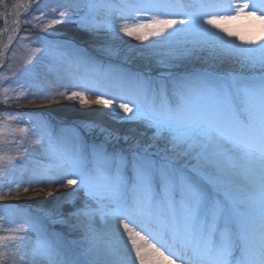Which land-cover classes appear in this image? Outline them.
I'll return each mask as SVG.
<instances>
[{
	"label": "snow or ice",
	"instance_id": "1",
	"mask_svg": "<svg viewBox=\"0 0 264 264\" xmlns=\"http://www.w3.org/2000/svg\"><path fill=\"white\" fill-rule=\"evenodd\" d=\"M129 9L149 18L117 27ZM233 10L235 15L219 14ZM242 15L259 22V35L227 26ZM72 16L88 31L141 41L159 37L164 59L233 60L259 75L202 70L176 78L169 93L142 76L119 74V94L98 95L91 103L143 122L154 129L153 142L120 151L97 144L89 151L51 139L45 144L42 132L37 143L53 163L34 174L38 183L63 181L82 191L84 205L58 221L75 219L81 242L69 244L44 227L54 212L33 215L18 208L7 211L24 215L27 228L0 240L19 241L13 246L30 264H175V258L182 264H264V0L235 6L216 0H71L59 22ZM64 47L48 44L36 51L62 62ZM77 63L96 67L86 57ZM77 96L89 103L82 92L72 93ZM97 216L103 227H97ZM31 232L36 238L26 250Z\"/></svg>",
	"mask_w": 264,
	"mask_h": 264
},
{
	"label": "rangeland",
	"instance_id": "2",
	"mask_svg": "<svg viewBox=\"0 0 264 264\" xmlns=\"http://www.w3.org/2000/svg\"><path fill=\"white\" fill-rule=\"evenodd\" d=\"M13 0H0V28L3 25L4 11ZM71 0H26L18 23L6 35L5 45L0 47V57L7 48L9 40L17 33L5 56L0 60V238L17 235L15 229L27 228L22 214H9L8 209H20L33 215L54 212L53 217L44 222V227L51 233H62L69 244L81 242V230L74 227L75 219L70 222H58L69 217L85 203L82 191H73L75 185L61 183H38L41 179L35 170L49 167L53 162L46 155L44 148L37 143L41 133L44 142L51 139L66 145L75 143L86 147L103 144L109 151L127 150L134 142L152 143L154 129L138 120L122 119L124 113L118 108L106 106L114 123L105 122L106 117L95 113H86L82 105L91 104L99 95L108 99L119 94L117 79L121 73L142 76L150 80L155 88L166 87L173 90L176 78L202 70L232 72L237 74L259 75V70L250 73L247 68L233 60H212L207 56H177L164 59L159 37H149L143 41L134 36L118 35L104 29L88 31L81 28L72 16L65 22H59L60 11L65 10ZM119 2V0H117ZM224 5L231 2L234 6L243 0H216ZM137 4L139 0H128ZM53 9H57L53 11ZM220 15H235V11H221ZM258 14V13H257ZM126 19L117 20V27L146 21L148 15L129 9ZM100 19H105L104 12ZM242 35H259V22L241 16L227 25ZM223 36V33L220 34ZM1 39V35H0ZM97 42L107 51L104 54L90 48L91 42ZM239 44V41H236ZM48 44H60L64 60H53L48 54H39L36 50ZM86 57L95 63V69H85L78 61ZM71 77L66 89L59 81ZM73 92H82L89 103H81L80 97L72 98ZM41 102H56L61 107H75L76 112L86 116L89 123L80 125L75 120L61 119L48 112L38 110L35 105ZM120 101H117L119 103ZM129 107H132L129 104ZM91 112V111H90ZM129 116L132 113L128 114ZM47 127L43 128L42 125ZM26 130V131H22ZM109 133L112 135L110 136ZM163 144V141L160 142ZM12 161L11 163L9 161ZM55 171V170H54ZM74 178L65 176L64 180ZM23 196L22 199L14 197ZM97 227H103L99 216ZM60 232V233H59ZM61 235V234H60ZM36 233H28L27 248L34 243ZM19 241L0 240V264H30V258L17 252L13 246ZM182 264V262L175 260Z\"/></svg>",
	"mask_w": 264,
	"mask_h": 264
},
{
	"label": "bare ground",
	"instance_id": "3",
	"mask_svg": "<svg viewBox=\"0 0 264 264\" xmlns=\"http://www.w3.org/2000/svg\"><path fill=\"white\" fill-rule=\"evenodd\" d=\"M20 0H13L11 2V5L4 11V19H3V25L0 28V35H1V39H0V47H2L3 45H5V39H6V35H9V33L11 32V30L13 29V26L15 25L16 22V15L18 12H21L23 6L19 3ZM90 48L93 49L95 52L100 53V54H104L107 51L105 50L104 47H102L101 44L97 43V42H91L89 44ZM69 80H73L71 79V77H66L65 79H62L59 81L60 84H67ZM66 87V85L64 86V88ZM66 89V88H65ZM95 101V100H93ZM35 107L38 110L41 111H45L48 112L54 116H57L61 119H69V120H75L77 121L80 125H84L89 123L88 120H86V116H84L83 114L80 115L76 112L75 107L73 106H69L68 108H62L61 105L59 103L56 102H41L35 105ZM82 108L84 109V112L86 113H95L97 114V116L99 117L100 115L106 117L107 119L105 120V122H108V124L110 123H114L115 119L112 117L113 115L109 116V109L103 105V104H96V103H91V104H87V105H82ZM91 111V112H90ZM15 199H22L23 196H18V197H14ZM111 226L113 228H115L117 226L116 222H111ZM122 231V229H121ZM124 240H127V237H124ZM128 249H131V245L129 244ZM131 257H132V261L134 262L135 260V254L134 252L131 253ZM175 264H179L177 262H175Z\"/></svg>",
	"mask_w": 264,
	"mask_h": 264
},
{
	"label": "water",
	"instance_id": "4",
	"mask_svg": "<svg viewBox=\"0 0 264 264\" xmlns=\"http://www.w3.org/2000/svg\"><path fill=\"white\" fill-rule=\"evenodd\" d=\"M22 1H23V0H20L19 3L21 4ZM18 21H19V12H18L17 15H16V22H18ZM15 36H16V34H15ZM13 40H14V37L10 39V41H9V45L11 44V42H12ZM6 51H7V50L4 51L3 55L6 53ZM0 60H1V58H0Z\"/></svg>",
	"mask_w": 264,
	"mask_h": 264
}]
</instances>
